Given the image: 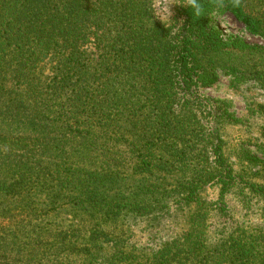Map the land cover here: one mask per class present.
I'll return each mask as SVG.
<instances>
[{
    "label": "trees",
    "instance_id": "trees-1",
    "mask_svg": "<svg viewBox=\"0 0 264 264\" xmlns=\"http://www.w3.org/2000/svg\"><path fill=\"white\" fill-rule=\"evenodd\" d=\"M153 1L0 0V264H264V226L208 223V186H264L235 174L206 124L231 116L202 94L221 74L264 90V44L214 22L264 42V0H188L170 24Z\"/></svg>",
    "mask_w": 264,
    "mask_h": 264
},
{
    "label": "rangeland",
    "instance_id": "rangeland-1",
    "mask_svg": "<svg viewBox=\"0 0 264 264\" xmlns=\"http://www.w3.org/2000/svg\"><path fill=\"white\" fill-rule=\"evenodd\" d=\"M187 2L188 0H154L157 19L167 24L172 23L178 8ZM214 22L225 38L237 37L250 45L264 44L259 37L251 34L229 13L221 11L215 13ZM202 94L216 102L231 116L216 121L207 119L210 122L206 124L208 127L218 128L224 142L225 156L235 174H245V178L248 177L246 183L264 186V173L261 176L259 173L261 166H249L243 155L244 151H251L260 161H264V114L260 110V107L264 105V90L254 81L240 83L233 76L221 74L219 81L214 86L204 89ZM243 188L244 185H235L230 189L229 194H223V198L222 186L218 183L206 188L205 199L218 208L211 214L208 221L214 236L225 232L224 229L230 225L264 226V199ZM244 194L246 198H249V204L244 202ZM222 210L228 216L220 221L217 212ZM173 214L174 216L165 222L168 230L166 239L180 236L185 231L184 214L179 211H174ZM71 219L67 217L64 224L69 225ZM59 221L61 222V219ZM141 225L144 224L141 223ZM147 238V234L139 233L136 237L142 244L147 242Z\"/></svg>",
    "mask_w": 264,
    "mask_h": 264
}]
</instances>
